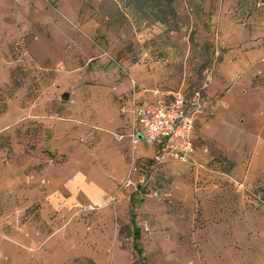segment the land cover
Masks as SVG:
<instances>
[{"label": "rangeland", "instance_id": "374dc122", "mask_svg": "<svg viewBox=\"0 0 264 264\" xmlns=\"http://www.w3.org/2000/svg\"><path fill=\"white\" fill-rule=\"evenodd\" d=\"M146 6L0 0V264H264V0ZM132 83L198 94L189 163L117 140Z\"/></svg>", "mask_w": 264, "mask_h": 264}, {"label": "built area", "instance_id": "2783aa9c", "mask_svg": "<svg viewBox=\"0 0 264 264\" xmlns=\"http://www.w3.org/2000/svg\"><path fill=\"white\" fill-rule=\"evenodd\" d=\"M198 101L197 93L188 100L180 92L144 90L132 83L119 100L118 113L125 118L127 133L117 140L128 139L132 148L144 141L152 153L149 162L155 166L167 160L187 164L194 149L192 136ZM136 172L131 161L128 173ZM124 183L129 185L131 180L126 178Z\"/></svg>", "mask_w": 264, "mask_h": 264}, {"label": "trees", "instance_id": "16d2710c", "mask_svg": "<svg viewBox=\"0 0 264 264\" xmlns=\"http://www.w3.org/2000/svg\"><path fill=\"white\" fill-rule=\"evenodd\" d=\"M176 1L177 0H135V2L138 3L141 8L146 9L149 8V6H146L147 4L151 5L152 9H150V11L154 15L153 21L155 23H164V17L167 16V14L172 16V4ZM132 236L133 239H136L138 236V231L136 228L132 229Z\"/></svg>", "mask_w": 264, "mask_h": 264}, {"label": "crops", "instance_id": "0c3cea01", "mask_svg": "<svg viewBox=\"0 0 264 264\" xmlns=\"http://www.w3.org/2000/svg\"><path fill=\"white\" fill-rule=\"evenodd\" d=\"M92 193V192H91ZM58 195L59 197H60V194L59 193H56V192H53V193H51L50 194V196H54V195ZM104 197V195L102 196V198ZM89 198L95 203V204H97V205H100L101 204V199L99 198V195L98 194H94V193H92V194H90L89 195ZM54 199H56V198H54Z\"/></svg>", "mask_w": 264, "mask_h": 264}, {"label": "water", "instance_id": "95a60500", "mask_svg": "<svg viewBox=\"0 0 264 264\" xmlns=\"http://www.w3.org/2000/svg\"><path fill=\"white\" fill-rule=\"evenodd\" d=\"M62 98H64V99L67 98L66 94H62ZM139 139H140V137H139Z\"/></svg>", "mask_w": 264, "mask_h": 264}]
</instances>
